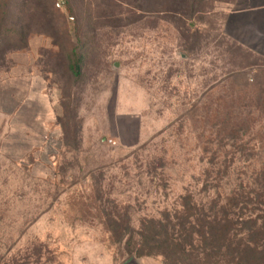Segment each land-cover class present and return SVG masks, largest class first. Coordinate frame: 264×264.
<instances>
[{"label": "rangeland", "instance_id": "obj_1", "mask_svg": "<svg viewBox=\"0 0 264 264\" xmlns=\"http://www.w3.org/2000/svg\"><path fill=\"white\" fill-rule=\"evenodd\" d=\"M263 178L264 0H0V264H164ZM250 200L175 264H264Z\"/></svg>", "mask_w": 264, "mask_h": 264}, {"label": "trees", "instance_id": "obj_2", "mask_svg": "<svg viewBox=\"0 0 264 264\" xmlns=\"http://www.w3.org/2000/svg\"><path fill=\"white\" fill-rule=\"evenodd\" d=\"M264 179V178H263ZM259 192L256 193L255 190L250 188L249 186L239 185L234 190L231 191L229 196L227 197V209H220L221 214H211L216 207L210 208L209 215H203L199 213L200 209L198 210L196 207H187L188 201H191L194 196L187 195L186 198H183L184 205L182 206L184 209L188 208V211L196 212V214L190 215L191 219H194V215H196V219L193 223L180 224V230L176 232L173 230L172 234L166 233L163 236L162 241L153 240L154 244L156 245L155 248H140L138 250H128L127 254L129 256H137L138 258L141 257H156L160 256L163 258L164 264H175L179 262L181 259L185 258L189 253L190 249H194L192 243L195 242V238H199L204 242V245L207 247L208 244L214 245L216 241L221 238L223 233H228V229L236 226V225H244L246 224L245 219L249 216V211L245 206H249L252 203L250 197H253L256 200V205L261 209L258 210L260 212H264V184L259 187ZM241 206V208H240ZM205 210V209H201ZM232 210H237V212H232ZM191 213V212H189ZM201 217L205 218V220H201ZM229 218L235 220V222L231 223L228 221ZM124 235L122 233H113V237L120 241ZM138 236L142 238H147L148 236L145 234H138ZM202 242V243H203ZM213 246H211L212 248ZM226 250L228 247L225 248ZM214 251L213 249H211ZM248 247L241 246L238 249V259L240 261L243 260Z\"/></svg>", "mask_w": 264, "mask_h": 264}]
</instances>
